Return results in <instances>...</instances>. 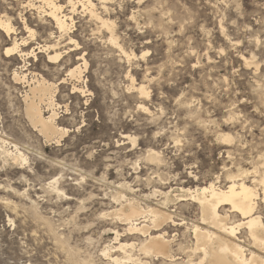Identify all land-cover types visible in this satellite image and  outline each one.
Segmentation results:
<instances>
[{
  "label": "rangeland",
  "instance_id": "obj_1",
  "mask_svg": "<svg viewBox=\"0 0 264 264\" xmlns=\"http://www.w3.org/2000/svg\"><path fill=\"white\" fill-rule=\"evenodd\" d=\"M91 1L100 18L114 22L118 43L132 56L109 46L107 31L80 4L71 14L67 0H59L80 49L59 64H48L44 54L27 61L29 71L57 86L56 123L66 131L59 143L47 142L27 120L19 94L25 89L11 79L21 61L4 58L11 40L0 34V139L26 158L19 165L0 155V264H171L139 251L146 238L128 235L112 216L120 208L117 196L173 217L175 224L162 231L174 240L173 264H183L194 252L192 227L206 228L190 192L209 184L225 189L241 180L239 171L254 167L257 179L264 176V0ZM19 3L0 0L17 38L29 47L55 42L53 22L24 8L26 0ZM66 39L60 51L74 48ZM82 55L83 96L71 94L70 81L60 84ZM132 84L146 86L147 96ZM151 152L161 163L151 161ZM54 180L58 193L50 187ZM255 189V213L264 223L258 181ZM218 211L228 225L241 220L229 207ZM138 219V227L150 224ZM237 237L254 251L244 229ZM117 242L134 247L119 252ZM108 246L120 262L102 254Z\"/></svg>",
  "mask_w": 264,
  "mask_h": 264
},
{
  "label": "bare ground",
  "instance_id": "obj_2",
  "mask_svg": "<svg viewBox=\"0 0 264 264\" xmlns=\"http://www.w3.org/2000/svg\"><path fill=\"white\" fill-rule=\"evenodd\" d=\"M2 1L5 4V2L8 1L19 3L21 0ZM26 1V4L22 3V5L25 4L24 8H30V10L36 9L41 17L47 18L53 22L54 29L58 33L57 40L52 44L44 43L42 45L37 44L35 47H29L27 40L17 38L15 29L10 23L8 9L3 8V5H0V34L1 36H6L11 40V45H7L4 48L3 56L6 59H11L14 56H17L21 61V65L13 70L11 79L14 86H22V88L25 89L19 94H21V102L24 105V114L31 127L36 130L47 142L55 141L56 143H59V139L65 135L66 131L65 129L59 128L56 123V119L58 117L56 109L59 107L55 99L57 86H55L56 84L54 85L49 83L40 74L29 71L28 67L30 65L27 61L29 59H33L34 62H36L38 61L37 55L44 54L46 55L48 64H59L65 55L69 56L70 53L78 51L80 49V45L69 36L71 26H73V18L63 14V6L60 4L59 0H38L40 3H43V7H45L46 10L44 8L42 9V7H35L31 0ZM99 1L105 3L108 0ZM79 4L83 9L88 11V14L92 19H95L99 22V24H101V28H104L107 31L108 38L106 39V43L111 47L118 48L123 54H125L126 52L122 50V47L120 46L121 44L118 43V39L115 36L114 22H109V19L103 20L100 18L95 12V5L91 0H67V5L71 8V14L76 11V5ZM21 20L24 25V29L27 30L29 35L32 37L33 31L27 27L25 18L22 17ZM64 37H67L66 40H68L66 45L73 46V49L60 51V40ZM125 55L127 59L130 60L129 57L131 58L132 55ZM76 60L81 61V63L75 64L66 70L67 78L63 79L60 84L70 81L71 94L77 93L83 96L86 92H88L87 85L84 81L85 77L83 75L87 71V62L85 61L83 55L79 56ZM145 87L140 85L135 88L132 84L133 90L136 89L140 96H147ZM14 91H17L15 87ZM65 108L67 107L65 106ZM42 109H45L49 113L48 117H44ZM138 109L145 113L149 112V109L142 103L139 105ZM127 138L133 143L136 142L134 138ZM221 139H223L224 143H229L231 141L227 136H222ZM13 144L0 139V155L6 158L4 163H7V161L10 160V162L14 164H25V156L19 151V148ZM9 149L12 150L10 151ZM148 153L150 154V152ZM150 159L151 161L157 163V165L158 163H161L159 154H153ZM255 168L256 167H254L252 171L242 170L239 171V173L237 172L238 174L236 175H239L241 180L236 181L232 179L229 181L228 186L225 189L216 188L213 184H209L207 187H201L199 189H195L193 192H190L192 200L198 206L197 208H199L202 225H205L206 228L199 227L197 225L192 227L191 233L194 240V252H191L192 254L197 252L199 255H197L198 258L195 261L193 260L195 255L193 257L192 254L191 256H187L188 260L186 262L184 261L183 264H264V223L261 220V217L255 213L257 201L259 199L258 192L255 189V184L258 181L262 187L261 195L262 202L264 203V176L257 179L258 171ZM233 176L235 177V175ZM247 177L251 178V181H245ZM57 182V180L52 181L50 187L58 193L59 189L57 190L56 187ZM174 194L173 196H175ZM117 197H114L115 202L119 203L120 208L113 211L112 216L116 217L118 221L123 224L125 223L124 225L128 226L126 229L128 235H139L146 238L143 242H141L139 251L146 258H160L162 261H166L171 264L175 263V254H173L174 250L172 249L174 240L166 238L165 232L162 231V227L164 225L168 223L173 225L175 224L173 217L168 212L160 209L149 207L144 209L134 199H125L123 196H121V198ZM121 199L124 200V204L120 201ZM168 200L169 198L166 196L164 204H166ZM222 206L229 207L231 212L238 214L241 217L240 222L238 224L233 223L228 225L226 217H222L218 211ZM139 217L147 219L150 224H143L139 227V224H133V222H135ZM241 228L246 232L254 251L246 250L242 245H240L241 242L239 241L237 234ZM152 231L155 233H152ZM116 235L118 236L117 233ZM117 245L116 249L119 252H124L127 248L134 247L133 243L127 244L117 242ZM178 249L181 250L180 247ZM112 250L113 247L110 248L108 246L103 249L102 254L107 259L111 260V262H120L118 256H116L115 253H112ZM143 264L148 263L144 262Z\"/></svg>",
  "mask_w": 264,
  "mask_h": 264
}]
</instances>
